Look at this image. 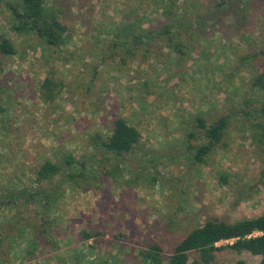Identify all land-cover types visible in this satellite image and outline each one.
Listing matches in <instances>:
<instances>
[{"label": "rangeland", "instance_id": "rangeland-1", "mask_svg": "<svg viewBox=\"0 0 264 264\" xmlns=\"http://www.w3.org/2000/svg\"><path fill=\"white\" fill-rule=\"evenodd\" d=\"M242 1L179 0L189 11L183 18L202 13V21L176 30L172 43L158 36L131 54L117 48L114 30L140 18L160 26L158 0H45L66 27L60 47L14 30L20 1L0 0V41L17 52H0V264H152L141 252L153 245L168 264L176 245L208 220L264 213V144L255 128L264 91L254 87L264 72V0L247 10ZM48 77L63 84L53 101L41 92ZM223 117L222 143L197 162L193 147L202 141L190 134L203 131L198 118ZM119 118L141 142L118 162L103 160L113 156L98 143ZM68 154L97 170L88 182L59 175L37 183L42 165ZM54 188L58 201L45 214L42 196L27 200ZM240 260L262 258L217 254L221 264Z\"/></svg>", "mask_w": 264, "mask_h": 264}, {"label": "trees", "instance_id": "trees-1", "mask_svg": "<svg viewBox=\"0 0 264 264\" xmlns=\"http://www.w3.org/2000/svg\"><path fill=\"white\" fill-rule=\"evenodd\" d=\"M19 1L20 3L14 8L19 25L15 24L13 26L14 30L35 31L48 44L54 47L62 46L64 44L66 27L60 23L56 16L47 13L45 0ZM178 1L158 0L156 2L154 11L159 12L164 17V21H161L158 27L148 19L144 20L140 18L132 23L124 24V27L119 30L118 34L116 28L114 31L116 34L115 38L117 42H115V45L117 48H128L130 49L129 52L133 54V46H142L146 41L149 42L158 36L169 37V42L172 43L174 42L172 35L176 30L191 28L193 20L202 21V13H198L194 18H183L189 11L187 6L178 7ZM250 1H242V3L245 2V9L250 8ZM199 4L200 1L193 4L194 8L198 7ZM208 13L209 11L205 15ZM146 23H149V28H145ZM173 47L177 51L184 53L179 44L173 45ZM0 52L5 56H14L17 54L13 43L5 38H2L0 41ZM254 87L264 91V72L256 77ZM62 88V83L58 84L52 78H46L41 86L44 100L53 101L61 93ZM0 112H5V108L1 103ZM259 116L260 121L256 123L255 128L260 131L259 139L264 144V103L260 106ZM198 122L199 127L203 131L191 133L190 136L198 137L202 141L199 146L193 147V149L195 151L194 160L199 163H204L206 157L222 143L228 128V117H223L219 121L211 124H207L202 118H198ZM141 138L139 130L131 126L125 119H117L109 138L98 143V145L101 144L106 155L113 156L112 159L104 158L103 160H115V162H118L119 159L136 151L141 142ZM63 160L61 164L47 161L42 165L37 172V183H51L57 176L63 175L69 184L81 185L82 180L88 182L90 179H87V177L97 171H95L92 165L91 170L88 171L86 162L81 164L71 154L65 155ZM117 169H119V166H117ZM224 181L226 182V178H224ZM59 189L46 190L43 194L37 191L29 194L27 200L32 201V199L42 196L43 202L40 205L43 211L41 213L45 214L58 201L59 196L57 193ZM85 189L88 190L89 188ZM93 237L91 233L84 234L85 240H90ZM222 242L230 243L224 246H218ZM225 250L235 252L239 255L248 253L253 256H259L262 258L261 264H264V213L258 217L240 220L235 223H226L218 219L208 220L204 225L191 230L176 245L174 252L168 260V264H221L217 262V254ZM161 252L158 246H151L148 250L141 252L142 262L163 264ZM192 254L198 255V258L190 262ZM238 264H246V262L240 260Z\"/></svg>", "mask_w": 264, "mask_h": 264}]
</instances>
